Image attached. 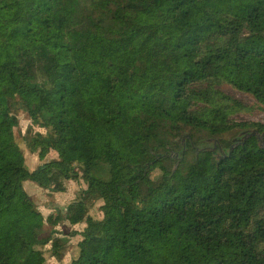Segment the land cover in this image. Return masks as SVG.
<instances>
[{
    "label": "trees",
    "instance_id": "trees-1",
    "mask_svg": "<svg viewBox=\"0 0 264 264\" xmlns=\"http://www.w3.org/2000/svg\"><path fill=\"white\" fill-rule=\"evenodd\" d=\"M254 109L264 0H0V264H264Z\"/></svg>",
    "mask_w": 264,
    "mask_h": 264
},
{
    "label": "rangeland",
    "instance_id": "rangeland-1",
    "mask_svg": "<svg viewBox=\"0 0 264 264\" xmlns=\"http://www.w3.org/2000/svg\"><path fill=\"white\" fill-rule=\"evenodd\" d=\"M222 90L225 93L229 94L230 96L236 98L237 100L241 101L242 103H244L250 107H253L256 104V102L252 96L240 93V92L232 89L231 87H229L227 85L223 86ZM19 121H20L21 130H23V132H25L27 127L31 124V120H30L29 115H27L26 113L21 111L19 113ZM237 121L238 122H260V123H264V110L263 109H254L250 113L241 114V115L237 116ZM210 145L213 146L214 143L211 142ZM224 152H226V151L224 150ZM26 161H27V164L31 168H35L38 164V158L32 156L30 154V152H28V151L26 152ZM104 173L106 174L107 172H104ZM159 178H160V173H159V171H156L153 174L152 179L157 181V180H159ZM84 186L85 185L83 184V187ZM25 188H26L27 192L29 193V195L34 198L38 209L41 211V213L44 215L45 218H47L52 212H54L56 210L63 211L64 209H66V206H68L69 203L71 201H73L79 194V191H78L79 186H77L73 183H70L68 191L66 193H62V194H57V193L54 194L50 191L41 190L40 188H38L33 183H26ZM64 213H65V210H64ZM70 229H71V227L68 230H70ZM73 229L80 231V229H82V228L81 227H75V228H72V230ZM48 264H58V263H57L56 259H52L49 261Z\"/></svg>",
    "mask_w": 264,
    "mask_h": 264
},
{
    "label": "water",
    "instance_id": "water-1",
    "mask_svg": "<svg viewBox=\"0 0 264 264\" xmlns=\"http://www.w3.org/2000/svg\"><path fill=\"white\" fill-rule=\"evenodd\" d=\"M252 135L257 136V138L260 140L261 144H263V147H264V138L262 136L258 135L257 132H253V134H251L250 136H252ZM247 137L248 136H246L244 139L246 140ZM241 144H243V143H241Z\"/></svg>",
    "mask_w": 264,
    "mask_h": 264
}]
</instances>
